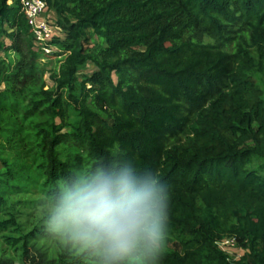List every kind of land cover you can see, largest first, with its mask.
Instances as JSON below:
<instances>
[{
	"label": "trees",
	"instance_id": "obj_1",
	"mask_svg": "<svg viewBox=\"0 0 264 264\" xmlns=\"http://www.w3.org/2000/svg\"><path fill=\"white\" fill-rule=\"evenodd\" d=\"M44 1L63 33L53 52L36 45L18 0H0V35L11 39L0 49L22 119L46 116L24 135L52 196L78 166L154 170L170 190L159 264H264V0ZM44 56L59 62L50 87ZM87 62L96 70L78 82ZM46 216L31 218L36 231ZM228 238L239 259L221 248Z\"/></svg>",
	"mask_w": 264,
	"mask_h": 264
},
{
	"label": "clouds",
	"instance_id": "obj_2",
	"mask_svg": "<svg viewBox=\"0 0 264 264\" xmlns=\"http://www.w3.org/2000/svg\"><path fill=\"white\" fill-rule=\"evenodd\" d=\"M169 212L170 190L158 172L100 165L61 183L45 228L97 264H159Z\"/></svg>",
	"mask_w": 264,
	"mask_h": 264
},
{
	"label": "rangeland",
	"instance_id": "obj_3",
	"mask_svg": "<svg viewBox=\"0 0 264 264\" xmlns=\"http://www.w3.org/2000/svg\"><path fill=\"white\" fill-rule=\"evenodd\" d=\"M45 14L53 23L55 13L47 11ZM54 31L61 34L55 26ZM61 36L63 38V33ZM0 43L8 46L11 39L6 35H0ZM10 57L15 58L13 55ZM38 61V66H40L38 72L46 86H52L49 73L57 70L59 62L47 56L39 58ZM4 62L8 64L9 56L4 48H1L0 107L3 110H0V137L6 145L5 148H0V169L3 170L0 173V194L2 196L0 202V264H97V257L91 252L65 244L45 228L40 231L38 229L42 227H38L36 231V227L31 223L34 215L42 218L47 212V207L53 198V191L51 186H46L39 167L40 159L34 154L33 149L29 150L28 135L24 134L27 126H31L32 129L36 122L43 121L46 116L36 111L34 115L22 119L20 110L22 108H19V105H24L23 101H26L22 97H18L16 101L14 96L12 100L6 87L7 83L2 79L6 73ZM95 70V65L87 62L77 72L78 82ZM37 78L36 73L30 80V84L33 80L36 85L39 84ZM21 86L20 82L16 88ZM68 148L70 147L63 144L62 150L65 153L63 158L66 160L72 159L73 153L77 152L73 147L70 150ZM74 171L76 176L80 175L84 173L85 167L78 166ZM19 220L24 222L19 225ZM31 229L35 231L34 235H30L29 230ZM220 246L233 259H239L243 253L242 249L235 244V240L230 238L222 241ZM60 255L65 257V263L60 261Z\"/></svg>",
	"mask_w": 264,
	"mask_h": 264
},
{
	"label": "built area",
	"instance_id": "obj_4",
	"mask_svg": "<svg viewBox=\"0 0 264 264\" xmlns=\"http://www.w3.org/2000/svg\"><path fill=\"white\" fill-rule=\"evenodd\" d=\"M30 25L36 45L45 53H51L52 47L48 45L55 33L54 27L45 18L46 3L44 0H18ZM234 241V240H233Z\"/></svg>",
	"mask_w": 264,
	"mask_h": 264
}]
</instances>
